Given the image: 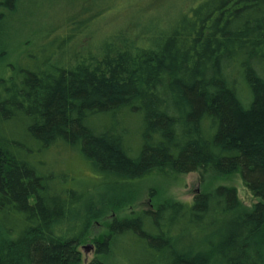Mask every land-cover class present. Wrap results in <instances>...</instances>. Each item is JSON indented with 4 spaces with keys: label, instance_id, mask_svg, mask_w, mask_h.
Listing matches in <instances>:
<instances>
[{
    "label": "trees",
    "instance_id": "trees-1",
    "mask_svg": "<svg viewBox=\"0 0 264 264\" xmlns=\"http://www.w3.org/2000/svg\"><path fill=\"white\" fill-rule=\"evenodd\" d=\"M19 0H0V52ZM101 15L0 71V264H81L90 223L151 176L235 188L116 218L91 264H264V0H204L144 44L75 43Z\"/></svg>",
    "mask_w": 264,
    "mask_h": 264
},
{
    "label": "rangeland",
    "instance_id": "rangeland-1",
    "mask_svg": "<svg viewBox=\"0 0 264 264\" xmlns=\"http://www.w3.org/2000/svg\"><path fill=\"white\" fill-rule=\"evenodd\" d=\"M204 0H19L9 16L5 32L8 52H0V71L17 61L25 51L63 34L66 25L81 17L100 13L96 21L75 43L77 50L92 46L97 50L110 35H124L132 44H144L157 32L167 30L172 20ZM220 186L235 188L245 208L260 202L247 189L240 174L204 176L191 173L179 177L151 176L141 185L134 202L123 207H107L90 223L78 250L81 264H91L96 258V243L109 232L116 218H124L156 209L164 202L191 203L196 194Z\"/></svg>",
    "mask_w": 264,
    "mask_h": 264
}]
</instances>
